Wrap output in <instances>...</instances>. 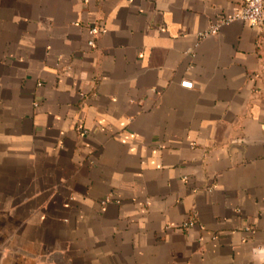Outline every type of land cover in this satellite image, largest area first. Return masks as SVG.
I'll return each instance as SVG.
<instances>
[{"label":"crops","instance_id":"1","mask_svg":"<svg viewBox=\"0 0 264 264\" xmlns=\"http://www.w3.org/2000/svg\"><path fill=\"white\" fill-rule=\"evenodd\" d=\"M241 2L0 0V264H264Z\"/></svg>","mask_w":264,"mask_h":264},{"label":"built area","instance_id":"2","mask_svg":"<svg viewBox=\"0 0 264 264\" xmlns=\"http://www.w3.org/2000/svg\"><path fill=\"white\" fill-rule=\"evenodd\" d=\"M232 20H241L251 28L264 31V0H242L240 7L233 15L219 19L213 23L209 30L203 33L202 36L215 34L221 24ZM99 32L100 28L97 26L89 29V34L91 36V40L88 41L89 46H93V39ZM180 85L184 88L191 87V84L185 81L181 82ZM104 202L105 201H103L102 204ZM190 225H192V221L186 224V226Z\"/></svg>","mask_w":264,"mask_h":264}]
</instances>
